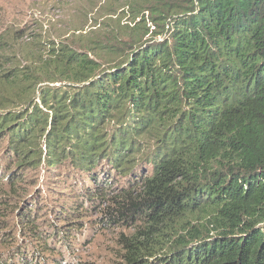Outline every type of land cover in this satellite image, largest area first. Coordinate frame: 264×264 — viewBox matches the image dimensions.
I'll use <instances>...</instances> for the list:
<instances>
[{"label":"trees","instance_id":"1","mask_svg":"<svg viewBox=\"0 0 264 264\" xmlns=\"http://www.w3.org/2000/svg\"><path fill=\"white\" fill-rule=\"evenodd\" d=\"M120 1L163 39L0 71V264L109 230L117 264H264V0Z\"/></svg>","mask_w":264,"mask_h":264},{"label":"rangeland","instance_id":"2","mask_svg":"<svg viewBox=\"0 0 264 264\" xmlns=\"http://www.w3.org/2000/svg\"><path fill=\"white\" fill-rule=\"evenodd\" d=\"M62 1V2H59ZM120 0H0V71L28 70L23 56L48 47L65 49L87 56L102 67L134 49L139 40L161 41L164 32L153 25L146 12H123ZM112 5L108 10L105 6ZM14 30L22 32L13 34ZM95 46L103 47L101 51ZM109 52V53H108ZM18 68L9 70V68ZM58 85V83L56 84ZM117 231L95 237L80 252L84 264H117L114 244Z\"/></svg>","mask_w":264,"mask_h":264}]
</instances>
